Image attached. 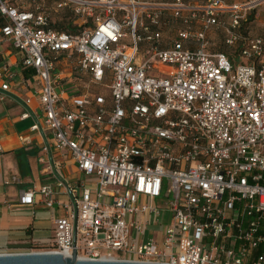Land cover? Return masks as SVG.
I'll list each match as a JSON object with an SVG mask.
<instances>
[{
    "label": "built area",
    "instance_id": "obj_1",
    "mask_svg": "<svg viewBox=\"0 0 264 264\" xmlns=\"http://www.w3.org/2000/svg\"><path fill=\"white\" fill-rule=\"evenodd\" d=\"M262 4L0 0L1 31L34 69L44 115L41 122L27 107L21 118H34L47 153L69 154L88 178L73 186L49 159L70 201H59L51 183L22 189L20 201L67 213L55 218L50 245L12 252L72 256L75 248L83 259L264 264V21L258 35L250 26ZM50 6L69 11L76 32L53 27ZM170 20L182 26L165 38ZM215 29L235 48L234 63L210 51ZM75 53L73 75L85 82L69 93L58 89L57 59ZM9 89L0 85L1 100ZM166 210L170 222L147 237L149 221L159 223Z\"/></svg>",
    "mask_w": 264,
    "mask_h": 264
},
{
    "label": "crops",
    "instance_id": "obj_2",
    "mask_svg": "<svg viewBox=\"0 0 264 264\" xmlns=\"http://www.w3.org/2000/svg\"><path fill=\"white\" fill-rule=\"evenodd\" d=\"M239 1L245 0H227L228 3ZM50 8L51 11H57L54 6ZM59 11L64 15L70 13L66 9ZM3 23L4 20L0 15V85L3 82L10 84L6 99H0V141L4 148V152L0 155V252H12L26 249L34 243L43 247L50 245L54 236L55 218L65 216L67 213V208L62 205L56 204L54 209H51L40 201L34 204H23L20 201L22 189L44 183L54 184L55 195L59 201L65 203L70 201L67 189L57 186L58 178L55 172L47 169L49 159L56 160L63 178L73 186L88 178L78 169L69 154L63 156L53 147L51 153H47L43 148L46 142L45 135L31 129L34 118H21L27 107L41 122L44 115L39 104L36 78L34 74L26 77L23 72L24 68L33 71L34 69L22 65V53L4 37L1 31ZM166 27H164V36L167 32ZM76 59V53L72 57H68L67 54L58 56L57 71L61 73L59 90L75 93L78 91V86L84 84L85 81L77 80L73 75ZM3 65H7V68L4 69ZM27 99L31 100L29 104ZM21 135L27 139L23 141ZM49 138L52 141L50 135ZM13 175H19L22 182L6 184L5 181ZM138 217L141 220L154 218L150 214H142ZM151 225H157L156 221H149L147 225L149 233L163 230V228L149 230Z\"/></svg>",
    "mask_w": 264,
    "mask_h": 264
},
{
    "label": "rangeland",
    "instance_id": "obj_3",
    "mask_svg": "<svg viewBox=\"0 0 264 264\" xmlns=\"http://www.w3.org/2000/svg\"><path fill=\"white\" fill-rule=\"evenodd\" d=\"M154 1H164V0H154ZM190 1L192 3H198L201 2L203 0H187ZM256 10H258V12H261L262 16L255 18L254 13L255 10H253V14H252V22L250 23L251 29L254 33V35H258L260 33H262V24L264 21V4H262L261 6H259ZM51 23L52 24H56L57 22H59V20L64 17L66 22H73L75 20V18L70 14L67 13L66 15H64L61 11H51ZM168 17V16H167ZM250 20V21H251ZM166 33H165V38H168L170 36H174L176 31L179 29V27L182 26V24L180 22H176L175 20L172 21L170 20V22L166 25ZM211 45H210V51L211 52H219V51H224L227 52V54L231 57L232 62L234 63V60L237 61L236 58V53H235V48L234 47H230L228 45H226L225 41H224V32L221 29H215L212 33H211ZM234 59V60H233ZM87 84V83H86ZM95 84H93L94 86ZM93 91L94 92H102L105 91L104 93H107L108 90L105 89V87H100V90H97V86L93 87ZM156 203H160L161 205L165 206V202L157 199ZM170 222V212L168 210L164 211L162 215H160L159 217V223H157V225H151L149 226V230L153 228V230H157V229H162L167 223ZM149 231L147 233V237H148ZM160 240H162V236H160Z\"/></svg>",
    "mask_w": 264,
    "mask_h": 264
},
{
    "label": "water",
    "instance_id": "obj_4",
    "mask_svg": "<svg viewBox=\"0 0 264 264\" xmlns=\"http://www.w3.org/2000/svg\"><path fill=\"white\" fill-rule=\"evenodd\" d=\"M0 264H167L149 261H134L123 259H83L77 257L74 248L72 256L60 252H1Z\"/></svg>",
    "mask_w": 264,
    "mask_h": 264
},
{
    "label": "trees",
    "instance_id": "obj_5",
    "mask_svg": "<svg viewBox=\"0 0 264 264\" xmlns=\"http://www.w3.org/2000/svg\"><path fill=\"white\" fill-rule=\"evenodd\" d=\"M57 11H59V10H57ZM251 17H252V15H251ZM65 19H64V17H62L59 20V22H57L56 24H52V26L55 28L61 29V30H67L69 32H76L77 28H76V26L73 25V22H70V21L66 22ZM250 19H252V18H250ZM23 72H24V75L26 77H30L34 74L33 70L25 69V68H24Z\"/></svg>",
    "mask_w": 264,
    "mask_h": 264
}]
</instances>
